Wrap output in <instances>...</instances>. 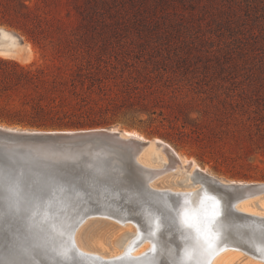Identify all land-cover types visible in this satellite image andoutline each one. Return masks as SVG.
<instances>
[{
  "label": "rangeland",
  "instance_id": "374dc122",
  "mask_svg": "<svg viewBox=\"0 0 264 264\" xmlns=\"http://www.w3.org/2000/svg\"><path fill=\"white\" fill-rule=\"evenodd\" d=\"M10 1L11 14L0 5V27L19 35L29 51L22 60L0 55V124L136 130L217 177L264 182V35L246 32L251 23L236 24L225 0L211 2L207 11L196 7L192 17L169 16L139 29L103 9L83 20L73 0H24L32 11L26 17L16 12L18 0ZM85 2L79 1L82 7L94 3ZM222 5L227 11L219 12ZM26 71L43 84L29 83ZM4 75H11L5 85ZM61 102L65 106L52 112L37 108ZM77 121L93 125H70ZM148 154L157 156L145 159L153 165L166 157ZM87 220L80 233L87 248L90 229L104 231L103 242L111 244L125 227L105 217ZM112 240L118 249L117 237Z\"/></svg>",
  "mask_w": 264,
  "mask_h": 264
},
{
  "label": "water",
  "instance_id": "95a60500",
  "mask_svg": "<svg viewBox=\"0 0 264 264\" xmlns=\"http://www.w3.org/2000/svg\"><path fill=\"white\" fill-rule=\"evenodd\" d=\"M17 37L20 41L21 37ZM116 134L109 126L99 130L41 132L0 129V264L16 259L29 260L32 264H209L212 257L231 242L222 243L213 252L203 251L196 231L188 227L184 219L186 213L200 211V214L206 209L210 211L213 205L219 214L211 224L206 223L213 236L222 240L215 228L227 223V232L236 238L233 243H245L242 245L245 251L252 253L255 259H264V226H260L264 217L235 208V201L246 196L247 191L263 190L258 184L222 183L196 169L203 200L191 206V193L152 189L132 157L135 147H122L110 136ZM35 145L59 149L84 146L90 150H109L124 159L117 165L107 157L82 174L73 170L74 176L65 169L51 167L45 171L35 167L33 162H29L33 165L22 163L21 153L30 154L29 147ZM70 202L77 203L80 211L85 210L76 216L70 211ZM96 207L128 214L140 222L142 236L123 255L103 258L83 252L74 244L73 233L84 217L106 215L97 212ZM241 222L263 227L258 228L263 231L250 233L253 237L241 240L238 235L244 225H239ZM151 234L156 238V245L138 257L132 256L130 251L145 235ZM65 254L71 260L64 259Z\"/></svg>",
  "mask_w": 264,
  "mask_h": 264
},
{
  "label": "bare ground",
  "instance_id": "6f19581e",
  "mask_svg": "<svg viewBox=\"0 0 264 264\" xmlns=\"http://www.w3.org/2000/svg\"><path fill=\"white\" fill-rule=\"evenodd\" d=\"M18 35L3 28L0 27V55L4 57H12L16 58L18 60H22L25 58V53L29 51V45H23L22 42L19 41ZM19 42V44H18ZM22 44V45H21ZM110 131H116V135H110L114 139L117 140L118 143L121 144L122 147H128V146H134L135 150L132 151V157L134 161L137 163L140 169V174L143 178L147 179L148 185L153 189H167L169 191H173L176 193H191L192 204L198 205L203 199L201 188V183L199 180H197L196 177V169L201 170L202 172L216 177L220 182L224 183H256L258 184L257 187L259 189L258 192H250L246 196L238 199L235 201V208L243 211L248 214L257 215L259 217H264V196L261 194L264 193V182L258 181H242V180H232V179H226L217 177L210 172H208L206 169L199 166L193 158H189L187 156L179 154L170 144L165 142L164 140L160 138H146L143 136V134L139 133L136 130H127V129H119L117 127L109 126ZM102 127H95V128H81V129H89V130H99ZM0 129L2 130H10V131H18V132H31V131H76L79 129H29V128H21V127H14V126H8L0 124ZM112 137H109L112 139ZM87 147V146H85ZM154 150L157 154L164 153L166 154V157H163L160 159L161 163L158 165H153L147 162L145 159H155L157 156L154 154V156L149 155L148 153ZM30 154L21 153L23 160H21L22 163H29L33 162L35 163V167L37 168H43V170H47L48 168L54 167L59 170L65 169L72 175L76 176L74 173L82 174L86 170H92L94 169L96 165L103 162V159L110 158L111 162L117 165H120L122 159L121 154H116L115 152H111L109 150H90L88 148L82 147H74V148H53L52 146L48 145H35L32 147H29ZM120 151V150H117ZM125 153V152H124ZM127 154V153H126ZM130 156L129 154H127ZM30 165H33L32 163H29ZM28 165V164H27ZM94 165V166H93ZM138 168V169H139ZM73 170H76L75 172ZM112 171H117L113 168H111ZM106 174H110L109 171H105ZM174 174H180L177 178H173L172 175ZM171 184L174 185H180L179 188H175L170 186ZM192 186V187H191ZM213 201V200H212ZM70 211H74L73 214H77L76 216H79V212L81 211L78 208L77 203L70 202ZM195 203V204H194ZM94 209L93 207H91ZM96 207L95 209H97ZM99 209V208H98ZM78 210V211H76ZM97 212H101L106 215H87L84 217L78 226L76 227L74 233H73V241L76 247L87 253H94L97 254L103 258H112V257H118L120 255H123L128 247L139 237L142 236L141 231V224L140 222L137 223V220H134L133 217L129 216L125 213H119L117 211L112 210H106L104 208H100ZM200 211H192V213L199 214ZM72 214V213H70ZM107 214H110L111 216H107ZM202 225L207 226V219H205L204 212H201L200 214ZM91 216H97V217H105L107 219H111L115 221L116 223L125 225L123 229L115 236L117 237V245L118 249H115L114 244L111 239V244L109 242H103V233L104 231H101L100 234H92V229L89 230V236L86 235L84 237V240L87 241V248L80 237V233L85 227V225L88 224V218ZM87 220V221H86ZM143 221V220H142ZM264 221V220H263ZM91 221L90 223H92ZM86 223V224H85ZM89 223V226L91 225ZM243 222L239 223V225H242ZM105 224V223H103ZM243 228L239 230V237L241 240L247 239V236L250 237L253 235H250V233L253 232H261L263 229H258L260 226H264V222L257 227L252 226L247 223H243ZM84 225V226H83ZM106 225V224H105ZM83 226V227H82ZM105 227V226H104ZM208 227V226H207ZM255 227V228H254ZM99 228V226H98ZM216 228H219L216 229ZM215 228L216 233L220 234V238L224 240V242H231L230 245L232 247H225L221 251H218L211 259L209 264H261V262L264 263V259H255L252 256V253H248V251H245L246 248L242 245H240L239 242H234L236 240L235 237L230 235L229 232H227V223L222 224V226H218ZM263 228V227H260ZM111 229V228H110ZM156 238L151 235H145L143 240L130 252L132 256L138 257L145 253L147 250L153 248L156 245ZM257 241V240H256ZM235 244V245H234ZM130 248V247H129ZM160 250L162 249V246L159 247ZM248 250V249H247ZM226 253V254H223ZM243 256L250 257L254 259V261H250L248 259H245L243 261L239 260L240 258H243ZM165 260V259H163ZM257 261V262H256Z\"/></svg>",
  "mask_w": 264,
  "mask_h": 264
},
{
  "label": "trees",
  "instance_id": "16d2710c",
  "mask_svg": "<svg viewBox=\"0 0 264 264\" xmlns=\"http://www.w3.org/2000/svg\"><path fill=\"white\" fill-rule=\"evenodd\" d=\"M0 1V5L3 7V11L8 14H11V1ZM73 1L78 14L82 17L83 20L95 19L100 15L99 11L103 9V11H105V13L110 18H114L116 22L118 20H120L121 22H129L133 25L134 28L139 29V25L150 24L153 21L154 24H156L157 22L158 24L161 22L164 23L163 21H165V19L169 16H180L179 18H181L185 13L187 17H192L195 15L197 8L201 7L200 9H205L207 11V8H209L211 2L215 0H93L94 3L91 4L90 2H87L88 0H85V3L90 4L88 7H82V4L79 3L80 0ZM225 1L230 4L228 5V9H231V18L234 20V22H236V24L244 25L251 23L249 24L250 29L246 30V32L250 33L251 36L255 38L264 35V0ZM17 2L18 10L16 12H21L20 14L24 17L29 16L32 13L28 5L24 3V0H18ZM99 2L100 4H102L101 9L97 7L99 5ZM185 5L189 8L188 11H186L187 8H185ZM14 6L15 5H13V7ZM179 6L182 11L178 9ZM210 11L213 12L212 9ZM225 11H227L226 6L222 5L219 8V12ZM231 24L232 22L228 24V28L233 32L235 30L234 26ZM254 27L258 28V33L260 34H256V32L254 31ZM25 74L28 78L27 81L29 83H36L37 77L32 72L26 71ZM10 77L11 75H4L1 78L2 84L9 83V80H11ZM39 81L43 84L44 79H39ZM142 105L144 106L146 105V103H142ZM46 106L48 107V111L52 112L53 107H63L65 106V104H63V102L55 106L42 103L37 104V108L40 110H45ZM144 110H146V108H144ZM151 113H154V111H151ZM86 124L93 125L92 123H83L78 121L70 123V125L74 126H84Z\"/></svg>",
  "mask_w": 264,
  "mask_h": 264
},
{
  "label": "snow or ice",
  "instance_id": "6c2138e0",
  "mask_svg": "<svg viewBox=\"0 0 264 264\" xmlns=\"http://www.w3.org/2000/svg\"><path fill=\"white\" fill-rule=\"evenodd\" d=\"M211 199V198H209ZM218 203V202H216ZM219 214L218 208L213 205L212 209L204 210L205 219H207L208 224H211L212 220ZM184 223L194 229L199 237L200 247L203 251L213 252L219 249L220 245L224 243V241L219 240L214 237L211 230L207 228L206 225H202L201 218L199 214L196 213H186ZM64 259L71 260V257L65 254ZM8 264H32L29 260H21L16 259L8 262Z\"/></svg>",
  "mask_w": 264,
  "mask_h": 264
}]
</instances>
